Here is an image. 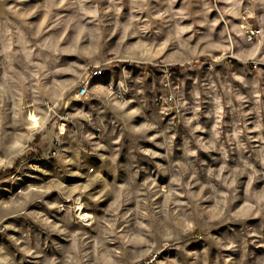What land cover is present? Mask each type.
<instances>
[{
    "label": "rangeland",
    "instance_id": "obj_1",
    "mask_svg": "<svg viewBox=\"0 0 264 264\" xmlns=\"http://www.w3.org/2000/svg\"><path fill=\"white\" fill-rule=\"evenodd\" d=\"M0 264H264V0H0Z\"/></svg>",
    "mask_w": 264,
    "mask_h": 264
},
{
    "label": "built area",
    "instance_id": "obj_2",
    "mask_svg": "<svg viewBox=\"0 0 264 264\" xmlns=\"http://www.w3.org/2000/svg\"><path fill=\"white\" fill-rule=\"evenodd\" d=\"M259 33H260V30H258L255 27H251L246 30V34L249 40H254L258 36ZM86 93H87V86H82L79 90V95L83 96ZM169 99L173 100V96H170Z\"/></svg>",
    "mask_w": 264,
    "mask_h": 264
}]
</instances>
